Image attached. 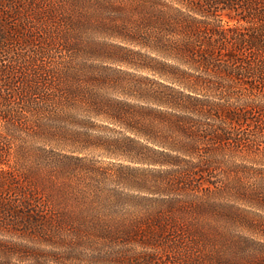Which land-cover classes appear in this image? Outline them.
I'll return each instance as SVG.
<instances>
[{
	"label": "rangeland",
	"instance_id": "rangeland-1",
	"mask_svg": "<svg viewBox=\"0 0 264 264\" xmlns=\"http://www.w3.org/2000/svg\"><path fill=\"white\" fill-rule=\"evenodd\" d=\"M1 9L0 24L10 14ZM88 11L90 24L70 37L85 84L104 100L97 106L102 112L82 110L76 118L75 128L88 133L85 148L61 149L81 157L71 171V189L80 195L60 204L71 209L73 226L52 225L54 210L42 197L40 224L4 212L10 199L0 184V264H264V137L256 124L264 126V110L242 104V86L231 96L220 84L205 86L200 80L210 86L220 79L184 62L208 47L207 37H198L190 51L183 46L188 37H110L104 7ZM230 44L214 45V53L227 54ZM61 53L56 41L49 55ZM188 80H199L197 90L182 84ZM187 94L199 96L205 102L198 108L211 111L181 110L189 131L205 136L196 153L166 148L152 140L151 125L128 120L147 124L157 111H176L163 103L166 97L190 107L194 100ZM248 97L264 104L263 97ZM226 110L245 111L247 119L229 120ZM221 127L250 143H214Z\"/></svg>",
	"mask_w": 264,
	"mask_h": 264
},
{
	"label": "trees",
	"instance_id": "trees-1",
	"mask_svg": "<svg viewBox=\"0 0 264 264\" xmlns=\"http://www.w3.org/2000/svg\"><path fill=\"white\" fill-rule=\"evenodd\" d=\"M0 6L2 12L10 9L0 24V184L8 187L5 194L10 199L1 208L27 225L43 222L46 203L54 210L52 225L73 226L67 218L71 209L60 204L80 195L71 189V171L81 157L61 149L85 148L88 133L75 128L80 124L76 118L82 110L102 112L97 106L104 100L85 84L73 52L77 42L70 37L79 26L90 24L88 9L104 7V33L110 37H188L183 46L189 51L198 37H207L208 47L184 56V62L220 79L210 86L208 79L200 80L205 86L216 89L220 84L229 96L242 86V104L264 110V104L243 98L251 94L264 98V0H0ZM46 26L48 30H40ZM40 33L49 37H38ZM56 41L62 53L55 58L49 53ZM224 42L233 49L225 55L214 53V45L220 48ZM197 82L182 84L195 91ZM187 96L194 100L190 107L182 98L162 99L177 110L157 111L151 123L132 116L128 120L151 125L152 140L166 148L196 153L205 136L197 129L189 131L188 116L181 110L203 115L211 111L198 108L205 102L199 96ZM225 115L234 121L247 119L245 111L226 110ZM261 123H256L258 137H264ZM221 130L212 138L214 143H250L230 136L226 127Z\"/></svg>",
	"mask_w": 264,
	"mask_h": 264
}]
</instances>
